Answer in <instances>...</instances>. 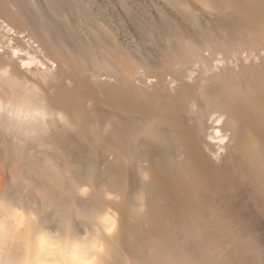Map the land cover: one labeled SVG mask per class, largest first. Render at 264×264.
Here are the masks:
<instances>
[{"label":"bare ground","instance_id":"bare-ground-1","mask_svg":"<svg viewBox=\"0 0 264 264\" xmlns=\"http://www.w3.org/2000/svg\"><path fill=\"white\" fill-rule=\"evenodd\" d=\"M24 1L31 5L29 0ZM40 1L46 7L33 9L34 14L50 32L52 45L61 44L62 33L69 39L72 34L68 36V29L72 27L78 35L79 32L88 35L100 48L116 47L118 65L111 73L114 80H93L87 75L86 66L77 60L81 52L80 45L72 40L74 36L67 39V44H75H70L72 52L70 45L63 43L66 56L59 60V75L46 77L47 73L45 76L44 72L42 76L39 73L41 78L45 77L41 79L45 92L36 89L41 86L38 82L36 87L30 86L34 82L26 78L23 82V78L15 76V81L24 83L21 90L9 83L5 75H12L9 66L15 67L13 61L0 70L3 75L0 78V264H132L135 261L133 254L130 255L136 238H163L167 246L171 243L176 234L170 233L169 222L177 223L180 232L191 235L192 231L201 232L195 229V224L207 226L216 219L213 217L216 200L264 201L261 196L264 195V57L253 55L256 57L253 60L246 58L235 66H232L234 60L228 66L212 62L214 65L208 68L205 62L208 63L209 54L204 53L210 48L220 55L230 52V41L237 43L236 47H241L238 43H247L242 47L249 44L248 48H255V41H244V36L239 34L242 32L236 29L237 23L235 28L229 25L225 14H233L234 17L229 15L232 20L239 18L245 27L242 28L264 43V0H227L218 10L220 15L217 10V16H213L214 12H204L211 21H216L212 25L220 29L229 27L231 39L227 35L221 38L222 31L214 35L211 32L209 38L207 30L209 34L205 35L210 42L203 45L206 50L199 45L198 49L204 50L200 54L197 44L195 47L192 44L194 39L189 37L193 41L189 44L197 51L189 50L192 46H187L188 42L185 43L188 49L184 48L179 40L180 30H187L184 24L183 31L180 29L181 21L193 23L194 30L202 24L197 25L195 15L189 14L177 0H157L153 10L156 18L147 12L139 14L126 0L109 1L112 11L114 4L123 12L132 32L146 44L144 49L135 45L127 31H123L125 47L115 45L114 29L111 30L114 21L112 15L101 11L103 3L98 4L100 9L87 0H80L74 6L77 13L86 9L93 17L98 16L100 20L91 17L95 24L98 20V28L93 25L97 29L94 31L90 23L66 18L64 10L73 6L67 0ZM54 4L61 10L58 16L52 15ZM191 31L195 34L190 35L196 36V31ZM200 32L197 36L205 37ZM170 38H178L180 43L172 41L176 44L171 47L164 44ZM161 39L162 44H158ZM88 48L94 52L93 46ZM94 55L104 62L109 59L104 51ZM220 55L215 60L221 63L224 57ZM70 59L77 63H70ZM189 59L206 66L196 77L189 70L186 72ZM108 64L105 69L110 68ZM138 69L156 74L161 81L158 84L136 81ZM167 73L172 75L174 88L163 80ZM64 74L67 80L61 79ZM25 85L36 89L35 93ZM215 110L223 117L216 126L209 120ZM212 127L216 128L213 130L216 134L212 133ZM220 130L225 132L224 136ZM214 138L230 139L229 145L233 147L228 146L231 151L226 157H218ZM86 185L95 188V196L90 195ZM132 188L140 193L134 195ZM105 202L111 204L105 212H90L92 208L100 209ZM263 209L264 206L261 210L264 215ZM224 211L220 208L216 217ZM225 214L234 220L238 215L235 210ZM254 214L249 219L244 217L246 214L243 217L255 224ZM263 215L260 217L264 220ZM86 222L97 226L93 231H78L79 226L86 227ZM221 227L222 239L234 236L232 232L228 235L226 226ZM204 237L203 240L207 238ZM196 262L200 264L199 259Z\"/></svg>","mask_w":264,"mask_h":264},{"label":"rangeland","instance_id":"rangeland-1","mask_svg":"<svg viewBox=\"0 0 264 264\" xmlns=\"http://www.w3.org/2000/svg\"><path fill=\"white\" fill-rule=\"evenodd\" d=\"M29 1H30L31 5L33 3V6H35V5H37V6L33 7L31 5L30 6L26 5L27 3L24 0H18V1L17 0H0V70L3 67L7 68L9 66V61H11V63L13 61V64L15 65V67L9 66L10 72H11V70L13 71V72H11L12 75L11 74L7 75L9 73L6 74L7 76L5 75L6 79H8V81H9V83L14 84V86L17 87L16 89H18V90L20 89L21 90L23 88L22 86H23L24 83L21 84V83H18V81H15L16 80L15 76H16V78L18 77L19 79L23 78V82L25 80L30 81L31 83L34 82L32 85H30V86H33V87L38 82L37 84L41 85V86H39L40 88L37 87L36 89L45 92L46 91V87H43L45 85L42 84L43 80H41V79H43V77L45 76L46 73H47L46 77H48V76L51 77L53 75H59V72H61V70H59L61 68V63H60L61 61H59V60H60L61 57H63V56L65 57L66 56V54L65 55L63 54V53H66V51H63V48H62L64 46L63 43L66 44V45H70L71 44L72 46H75V44H77V46L80 45L79 48H80V52L81 53L80 52H77V53H80L81 55L79 54V56L77 57V60H78V62H81V63H83L86 66L84 68H86V71L88 73L87 75H89L90 78L91 77L94 78L93 80H96V79H98V80H101V79L102 80H107V79L112 80L113 79L114 80V78L111 76L112 75L111 73H114V71L117 69V65H118V62H116L117 61L116 57H118L119 52L117 50L115 52V49H117L116 47H112V46L106 47V46H108V45H106V46H103L102 48H100L101 45L96 44V42L93 41L90 37H88V35H85L84 33H81V32H79L81 35L80 34L78 35V33H76L74 29L72 30V27H70L68 29V31L70 33L67 31V35L69 33L68 36L70 37V35L72 34V36L69 39H72L74 36H75L74 39L77 37L76 38L77 40L75 39L76 41L74 39H72L75 44L74 43L67 44L69 39H68V37L66 38V33H62V36L64 37V39H63V37L61 38V36H60L61 41L59 39V42L62 45L61 44L52 45L53 43H52L50 35H49L50 32L48 33L47 27L45 26L44 23H42L43 21H40L39 18L37 17V15L34 14L35 13L34 10L38 9V7L40 9H42V8H44L46 6H44V3L42 4V2L40 0H29ZM67 1L71 5H73L71 8H67V9L64 10V12H65L64 15L67 16L66 17L67 19H70L72 21L75 20V21L83 23V24H89L90 23V27L95 24V21H93L91 19V17H93L94 15H92L88 10L85 9L83 13H77L76 10H74L75 9L74 6L77 4L76 2H79L80 0H77V1L76 0H67ZM87 1L91 2L89 4H91V5L93 4V6L94 5L95 6L96 5L99 6V9L102 6V8H101L102 12H104L105 14L108 13L107 15H109V16L112 15L111 19L114 22L112 21L113 22L112 23L113 27H111V30L114 29L113 31L115 33L114 34L115 38L113 40H116L115 41V45H118V46L120 45L122 47H125V45H126L125 42L126 41L124 40V37H123V31L124 32L127 31L128 34L131 35L132 40L133 39L135 40L134 43H136L135 45L138 48L144 49L146 47V44L143 43L142 41H140L138 39V36L135 33L132 32V30H131V28L129 26V23H127L128 21L126 20L125 16L122 14L123 12L120 10V8L117 5L113 4V7H115V8L118 7V8H117V10L115 8H113L114 11L111 10L109 1L111 2L112 0H108V2H107V0H100V1L98 0L99 2L97 0H87ZM126 1H128L129 4H131L132 7L134 8L133 10L137 11L139 14L142 15V14L147 12L148 14L152 15V17L156 18V15L154 14L155 12L153 10L156 9L155 6H157V4H158V2H156L157 0H154V1L153 0H126ZM177 1H179L181 3L182 7H184L185 10L189 14L195 15V17L197 19L196 20L197 25L202 24V26L201 25L198 26L199 28L195 27V30H194V25H193V23H190V21L187 23L188 20L184 19L185 21H181L180 22L181 23L180 29H182V31H183L184 25H186V27H184V29L185 28L187 29V30H184L183 32H181V30H180L181 34L179 33L180 34L179 35V40H182L181 43L183 44L184 48L186 47L188 49L187 46H190V45L192 46V44H193L194 47L197 44L196 49H198L200 46H202V48H204L203 45L204 44H205L204 46L208 45V42H210L208 39L212 38L211 37L212 36L211 32H213L212 34L214 35V34L220 33L222 31L220 33V35L222 36L221 38H225L226 35L228 37H230V35H231L230 33L231 32L228 30L229 27H225L226 26L225 25L224 27H221V29H222L221 30L219 26L212 25V23L215 20L213 21V19H212V21H213L212 22L210 20V18L206 14V13H209V12H210L209 14H212L211 12H214L213 16H217V14L219 12L218 10L223 8V6L225 5L227 0H177ZM98 4H102V5L100 6ZM107 5H109V6H107ZM231 6H232V4H231ZM108 8L110 10H108ZM102 9H104V10H102ZM60 11L61 10L59 9V7L56 4H54L53 8H52V15L58 16ZM204 12H206V13H204ZM231 13H233V12H231ZM121 14H122V16H121ZM200 14H202V15H200ZM203 15L206 16V17H203ZM219 15H220V12H219ZM226 15H227V17H226ZM229 15L231 17H234V16H232L233 14L232 15L231 14H225L226 22H228L229 25H232V26L234 25L233 26L234 28L236 27L235 24L237 23L236 24L237 25L236 29L238 28L237 31L238 32H242V33H239V34L244 36V37H242V39L245 38L244 41H246V40L255 41V43H256L255 44V48H251V47L248 48L249 44H248V47L246 46L245 48H243L242 46L244 44H247V43H243V44L242 43H238V44H241V47L240 46L236 47L235 45L237 43L234 44L233 41H230V43L232 44V45L230 44V46H229V47H231L230 48V52H226L225 54L222 53V55H220L218 53L216 54V51H215L216 49L210 48V49H208V52H204V53H206L205 56L206 55L208 56V54H209V59L207 58L208 59V63L205 62L206 65L208 64L207 65L208 68L212 67L215 64V62L217 64H219V66H221V65L222 66H228V65H231V63H233L235 61L234 65H232V66H235L236 64L239 63V61H241L240 63L245 61L244 59H246V58H250L248 60L246 59V61H251V60H253L256 57H259V58L260 57H264V47H263L264 43H263V41L260 39L262 41L261 42L260 40H257V38L254 39L252 37V34L246 31L247 29L245 30V29L242 28L244 26L241 25L242 21H239L240 20L239 18H238V21L240 22L239 23L240 25L238 24V21H236L237 20L236 17H235V19L233 18V20H232V18L230 19ZM12 16H13V18L15 17V19H13ZM88 17H89V19H88ZM94 18L95 19H99L98 16L93 17V19ZM206 19L209 20V21H207ZM19 21H21V22H19ZM89 21H91L92 23L89 22ZM96 22L98 23V20ZM198 22H200V23L198 24ZM97 23L94 26L98 28V26H97L98 24ZM99 23L104 25V23L102 21H99ZM213 24H215V23H213ZM94 26L92 27L93 30L95 29L94 31H97V29ZM191 26H193V28H191ZM206 26L207 27L209 26V27L207 28ZM217 27H219V28H217ZM196 28L200 29V30H197ZM203 29L205 30V32L202 31ZM218 29H220V31L216 32ZM191 30H193V31L197 30L196 31V36L190 35L192 33L195 34ZM207 30H209L208 32H210V34L208 33L210 37L206 39V35H208V34H206ZM212 30H214V31H212ZM185 31H187V32L184 33ZM198 31H201L202 33H204V35L206 34L205 37H202L203 34L201 32L200 33L202 35L201 36L198 35L199 36L198 37L197 36V34H198L197 32ZM183 33H184V35H183ZM187 33L189 34V36L187 35ZM228 33L230 35H228ZM47 35H49V36H47ZM181 35H183V36H181ZM184 36H185V39H183ZM153 37L155 39L156 35L154 34ZM189 37H190V39L191 38L194 39L193 40L194 42L190 41ZM201 38H202L203 41H201ZM204 38H205L206 41L204 40ZM67 39H68V41H67ZM230 39H231V37L229 38V40ZM176 40H178V38L177 39L170 38L171 43H170V41L169 42L168 41H166V42L164 41V44L168 43L170 45V47H171L172 45L176 44V43L173 44V42H176ZM139 41L142 42V43H140ZM160 41L163 42V39L159 40L158 44L160 43ZM197 41H198V43H197ZM91 42H92V44H91ZM138 42H139V44H138ZM186 42H188L187 44H189V42L190 43L193 42V43L187 45V44H185ZM179 43H180V41H179ZM227 43H229V41H227ZM89 44H91L93 46V48H94V52L93 53L89 52V48L88 47H92L91 45L89 46ZM141 44H144V45H142L143 47L141 46ZM160 44H162V43H160ZM262 44H263V46H262ZM71 45L68 46V48L72 52L73 51V47ZM139 45H140V47H139ZM256 45H258V46H256ZM54 46L55 47L57 46V47L55 48ZM193 46L190 47L189 50L190 49L194 50L195 48L193 49ZM232 46H233V48H232ZM86 47L88 48L87 50H85ZM52 48L54 49V51L52 50ZM113 48H114V50H112ZM65 49H67V48H65ZM211 49H212V51H211ZM198 50H199L198 51L199 54L204 51L203 49L202 50L198 49ZM55 51H56V53H55ZM99 51L100 52L104 51V53L106 54V57L109 58V59H107V62L109 64L107 62L101 61L102 59H100L98 57L96 58V55H94V53H100ZM200 51H202V52H200ZM69 53H70V51H69ZM113 53H114V55H113ZM58 54H60L61 56H58ZM211 54H213V55H211ZM219 55L221 57H224V59H223V61L221 63L219 61L215 60L216 56L219 57ZM249 55H252V56H249ZM253 55H255L256 57L255 56L253 57ZM251 58H253V59H251ZM64 59H66V58H64ZM236 59L238 60V62H237ZM67 60H69V59H67ZM77 60H73L74 61L73 62L72 59H70V63L72 61L75 64V62ZM190 60L191 59H189L187 61V65H186L187 66V70L185 68L186 66H184V68H185L186 72H188V70H189L188 73H193L192 77L194 75L196 77L201 72H203V69H205L206 66L204 65V67H203L201 65V61H199L200 62L199 63V62H196L194 59L192 60V62H190ZM212 62H214V64ZM85 63H87V64H85ZM106 64H108V66H110L109 69L108 68L105 69V67L107 66ZM202 64H204V63L202 62ZM209 64H211V65H209ZM70 67H73V65L70 66ZM107 69H108L109 72L107 71ZM111 69H114V70L111 71ZM140 71H141V73H140ZM14 72H16V73H14ZM32 72H33V74H32ZM42 72H44L43 73L44 76L41 78V76L43 75ZM146 72H144V70L138 69V71L136 72V75H135V77L137 76L135 78L136 81H140L142 84H144V83H148V84L149 83L150 84H156L157 83L158 84V82L161 81L159 79L160 77L157 76L156 74L150 73V72L146 73ZM39 73H40L41 76L39 75ZM167 74H164L165 79L163 78V80H166L165 81L166 85L170 84L169 86L174 88L176 86V84L175 85L172 84L173 83L172 82L173 79L171 77L172 75L170 76L169 74L168 75ZM24 75H25V77H24ZM2 76L3 75L0 72V78ZM66 78H67V76H65V74H64V76L61 79L67 80L68 78L67 79ZM166 78L169 81H167ZM171 79H172V81H170ZM33 80H35V81H33ZM28 84H30V83H28ZM26 85H27V83H26ZM26 87H29V85L26 86ZM30 88L31 87H29V91L31 90ZM36 89H32L30 92L35 93ZM37 93H38V91H37ZM106 118H110V117L106 116ZM209 120H210V122L212 124H214V126L221 124V120H223L222 113L219 112L218 110L213 111L212 114H211V117L209 118ZM211 129H212L211 130L212 133H214V134L217 133V132L216 133L213 132V130H216V128L212 127ZM217 130H218V128H217ZM220 133H221V136L225 135V132L223 131V133H222V130H220ZM218 134H219V132H218ZM218 134H217V137H218ZM222 134H224V135H222ZM226 137H228V135H226ZM226 137H224V138H226ZM218 138L217 139L216 138L213 139L214 140L213 142H215V148L214 149H216L218 151L219 155L221 156L220 157L218 155V157L222 159V156L226 157V155L231 151V149H232L231 147H233V146L229 145L230 144L229 143L230 139L228 140V139H224L223 138L224 140L223 139L220 140L221 137H220V139H218ZM227 143H228V145H227ZM216 145H217V148H216ZM216 150H215V152H216ZM234 152H236L235 149H234ZM86 187H87V189H89L90 195L91 196H93V195L95 196V193H96L95 190H94L95 188L91 189V187H88V185H86ZM131 190H134V191H131L134 195L140 193L139 191H137L134 188H132ZM93 192H95V193H93ZM261 196H264V195H261ZM233 201L225 199V201L219 202V200H216V202H214L213 217L217 219L218 217H216V213L218 211H220V208L223 207V211L225 210L224 211L225 213H230V211H234V210L237 211L238 215L235 216V220L233 219L234 217H232V219H231L230 216H229V218H227L226 216H228V215H226L223 212V215H221V216L217 215V216H220L218 219L222 222V224H220L221 222H219L216 219L210 221V222H212V224H210V222H209V224H207V226L206 225H202L200 223L197 224V225L195 224L194 225L195 229H198V230L201 229L200 233L202 234V237H200L201 235L198 236L199 232H194L196 236L194 235L193 231L190 232V234L192 233L193 235L192 234L191 235L186 234L183 231L180 232L181 229L180 230L178 229L179 226L176 225L177 223L169 222L168 227L170 228L169 230H171L170 233L172 232V235L176 234L175 237H173L171 239V241H170L172 244L168 243L169 247L166 245V242H167L166 239H163V238H161V239L160 238H136L137 239V241H136L137 243L134 246V248H132L131 255L129 254L130 257L133 254L132 257L134 258L133 260L135 261V263H132V264H195V263H197L196 261H198V259L200 261V264H211V262H212V264H264V220H263L262 217H260V216L263 215V214H261V210H262V208L264 206L263 205L264 201H261V199H258V201L256 200V203H254L255 200L253 201L251 199H245V201H242L240 203H239V201L236 202V203H235V201L234 202ZM260 201L263 202V203L260 204L259 203ZM90 202L91 201H89V203ZM257 202H258V204H257ZM108 203L107 202L103 203L101 205V208L100 209L97 208V210L95 208H92L91 207L92 204H90V208H92L91 209L92 211H90V212L92 213V212L96 211V213H98V214L100 213L101 214V213L105 212L108 208H110L109 206L111 204L110 203L108 204ZM242 203H243V205H242ZM105 204H107V205H105ZM259 204L262 205L261 208H260ZM258 205H259V208L257 209ZM226 209H227V211L228 210H230V211L227 212ZM263 211H264V209H263ZM241 212H242V214H240ZM243 214L244 215L246 214L248 216H244ZM253 214L256 215L255 224L253 223L254 225L251 223V221L247 220V219H249V216H251ZM257 215H258L259 218H257ZM243 216L245 218L246 217H248V218L245 220V218ZM225 219L226 220L230 219L231 221L227 222ZM89 220L91 221L90 218H89ZM218 222H219V224H218ZM173 223H174V226L172 225ZM77 225H78V221H77ZM96 226H97V224H94V222L93 223H89V224L87 223L86 227H84V228L83 227L80 228V226H79L78 231H80L82 233H84V230H85V232L87 230L93 231ZM175 226H177V227H175ZM208 226H210L209 229H207ZM221 226H226V231H228V235H231L233 233L234 236H230V238H229V236H227V238L222 239L223 238V235H222L223 233L222 232L224 230H221L223 228ZM90 228H91V230H90ZM227 228H229V230H227ZM173 231L174 232L176 231L177 233L176 232L173 233ZM219 231H220V233H219ZM182 232H183V235H182ZM185 234H186L185 238L187 237L186 240L184 239V235ZM205 235H206V237H207L206 239L208 241L206 239L203 240L205 238L204 237ZM231 237H233V238H231ZM182 240H183L184 243L182 242ZM200 240H202V241H200ZM202 242H203L204 245L202 244ZM204 242L207 244L206 246H205ZM173 244L175 245V247H172V246H174ZM171 248H173V250H171ZM131 260H132V258H131ZM181 260H183V261H181Z\"/></svg>","mask_w":264,"mask_h":264}]
</instances>
